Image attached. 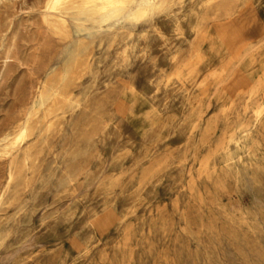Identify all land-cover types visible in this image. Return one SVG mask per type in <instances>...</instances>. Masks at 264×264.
<instances>
[{
  "label": "rangeland",
  "instance_id": "1",
  "mask_svg": "<svg viewBox=\"0 0 264 264\" xmlns=\"http://www.w3.org/2000/svg\"><path fill=\"white\" fill-rule=\"evenodd\" d=\"M38 2L0 0V132L30 102L44 66L63 69L70 49L69 39L41 24ZM197 2H172L116 41L82 35L90 66L74 93L90 106L87 122L100 103L103 126L75 162L68 155L83 113L62 118L19 199L0 210V264H264V126L255 143L232 146L243 157L238 174L228 169L223 151L200 174L210 150L202 145L206 121L264 76V34L258 31L264 0L242 4L228 23L210 20L199 65L176 67V53L188 57L196 41L190 15ZM246 43L254 45L252 53L230 65L226 81L201 86ZM125 49L127 61L121 58ZM177 72L183 75L174 77ZM208 104L210 114L192 132L193 115ZM230 119L236 126L243 121ZM224 126L221 120L212 145ZM77 163L85 168L65 188L61 179ZM4 166L0 160V177Z\"/></svg>",
  "mask_w": 264,
  "mask_h": 264
},
{
  "label": "bare ground",
  "instance_id": "2",
  "mask_svg": "<svg viewBox=\"0 0 264 264\" xmlns=\"http://www.w3.org/2000/svg\"><path fill=\"white\" fill-rule=\"evenodd\" d=\"M5 1L12 3L14 0ZM175 1L183 4L185 0H39L34 12L40 17L41 24L52 35L69 39L70 49L65 58L63 69L56 70L49 64L44 66L45 76L34 86L30 102L0 132V160L5 165L0 177V210L19 199L21 188L28 185L30 176L36 173L43 152L50 148V140L60 130L62 118L67 113L74 114L79 110L83 113L74 128L77 135L71 144L69 160L80 161L78 159L88 152L87 150L93 146L94 139L100 133L103 126H101L103 119L100 103H95L92 119L87 122L90 106L88 109L87 104L83 105L82 99L74 93V87L87 71V67L90 66V45L86 43V39L82 35L84 33L92 36L108 35L114 41L119 40L124 31L144 21L154 19ZM252 1L254 0H198L196 4L198 11L195 9L190 15V18L194 19L191 30L195 34L196 41L188 57L182 58L180 53H176L173 58L175 66L188 69L198 66L202 57L201 45L208 39V22L213 20L224 24L233 21L242 4L247 5ZM180 30V27L177 28V31ZM258 31L264 34V22L262 30L259 27ZM73 32L77 35L76 37ZM253 46L249 43L240 46L222 67L210 71L201 86L206 87L209 82L219 84V81L221 83V80L229 77L233 73L230 65L245 56L247 57ZM121 58L123 61L128 60L129 51L127 49L123 51ZM10 59L12 56L9 49L6 51L5 60ZM182 72L175 73L174 77L179 78L180 75H183ZM224 81L226 80L224 79ZM202 101L203 99L200 103ZM210 112V104L205 109L201 106L197 108L191 123L192 132L195 133L201 128ZM211 116L203 128L202 145L209 144L210 150L200 163V174L208 171L211 159L220 151L226 154L225 163L230 172L238 174V165H243V157L240 155L236 157L232 146L236 150L247 148L251 143L256 142L255 136L258 128L264 126V76L250 90L242 93L236 103L229 108H224L219 114ZM231 116H234L236 122L243 120L242 123L236 126L231 122ZM221 120H225L222 138L216 145H212V135ZM57 138L55 137V140ZM91 156L93 157V153ZM91 156L89 162L93 159ZM81 159L83 160V158ZM79 164L68 167L66 174L61 179L62 182H60L62 186L68 188L81 175L85 167L82 168Z\"/></svg>",
  "mask_w": 264,
  "mask_h": 264
}]
</instances>
